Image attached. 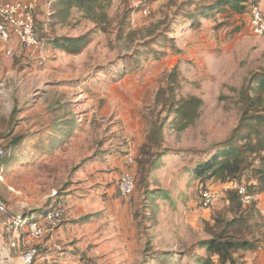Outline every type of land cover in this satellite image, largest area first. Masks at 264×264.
I'll list each match as a JSON object with an SVG mask.
<instances>
[{
	"label": "rangeland",
	"instance_id": "rangeland-1",
	"mask_svg": "<svg viewBox=\"0 0 264 264\" xmlns=\"http://www.w3.org/2000/svg\"><path fill=\"white\" fill-rule=\"evenodd\" d=\"M14 1L30 0L0 4ZM36 2L40 62L9 58L0 40V147L10 151L0 164V202L9 217L48 203L64 211L57 246L48 249L50 236L38 243L33 264H201L208 254L199 242L213 235L229 191L195 172L236 126L248 80L264 74V35L249 25L250 6L264 14V0H245L242 14L209 3L201 13L199 0H98L91 12ZM64 39H82L80 53L64 50ZM189 97L203 103L199 119L178 133L171 115L150 152V161L160 159L143 173L138 159L152 122ZM124 172L135 179L127 198L117 187ZM239 181L248 188L252 180L245 172ZM208 190L220 198L203 208ZM261 201L241 209L251 216L244 237L259 247ZM18 232L25 236L26 226ZM13 235L7 228L2 244L18 260L26 249L11 246Z\"/></svg>",
	"mask_w": 264,
	"mask_h": 264
},
{
	"label": "trees",
	"instance_id": "trees-1",
	"mask_svg": "<svg viewBox=\"0 0 264 264\" xmlns=\"http://www.w3.org/2000/svg\"><path fill=\"white\" fill-rule=\"evenodd\" d=\"M59 1L65 4L67 9L77 7L90 12L97 7L98 3V0ZM199 2L203 4L197 10L201 13L205 3L219 8L227 7L236 14H242L246 9L245 0H199ZM63 41L64 50L71 54L76 55L83 48L82 39H64ZM202 104V101L196 97L181 99L172 103L171 112L159 124L152 122L151 129L140 149L141 157L138 159L143 173H146L144 169L147 164L151 170L160 159L157 157L150 161V152L154 147H161L170 116L173 115V119L169 123V128L180 133L195 125L200 117ZM22 140L12 139L10 143L16 145ZM217 146L219 147L217 155L197 166L195 173L201 180L225 183L239 180L240 176L246 172L252 180L249 187H246L248 191L258 195L264 193V74L254 75L248 80L246 89L242 92L238 122L227 138ZM9 152L3 151L0 164L6 163L7 159L4 157ZM227 200L229 206L222 208L212 219L213 235L210 239L199 242L200 247L208 254L201 264H236L235 256L239 252L255 251L259 248L253 240L244 237L250 235L249 212L241 210L242 205L235 192H227ZM49 206L48 203L44 211L37 210L31 213L27 223L37 222ZM229 213L232 214L230 219L227 216ZM212 258H216V261L214 262Z\"/></svg>",
	"mask_w": 264,
	"mask_h": 264
},
{
	"label": "built area",
	"instance_id": "built-area-1",
	"mask_svg": "<svg viewBox=\"0 0 264 264\" xmlns=\"http://www.w3.org/2000/svg\"><path fill=\"white\" fill-rule=\"evenodd\" d=\"M36 6V0L0 4V40L4 44L17 41L23 50L30 55L41 50L43 41L35 19ZM249 25L253 35H264V14L258 5H252L249 8ZM5 54L9 58L14 57L12 49H6ZM2 155L3 151L0 147V157ZM124 164L131 166L133 158L128 156ZM117 187L122 198L131 196L135 190L134 176L130 172L122 173L118 178ZM223 190L225 192H235L243 207L251 206L258 201L259 195L250 193L239 180L224 183ZM54 196H56V193L52 194V197ZM219 198L220 194L217 191H203L199 197L200 205L203 208H210ZM261 214L264 215V209L261 210ZM0 216L5 217L0 219L4 223L5 228L14 230V235L11 237V246L16 250H20L21 247L26 249V252L19 256L17 264H33L34 259L38 255V250L35 246L51 236L55 229L61 225L64 211L59 205H50L40 221L27 223L29 215L9 217L5 205L0 202ZM24 225L26 226V232L25 236H22L18 231Z\"/></svg>",
	"mask_w": 264,
	"mask_h": 264
},
{
	"label": "crops",
	"instance_id": "crops-1",
	"mask_svg": "<svg viewBox=\"0 0 264 264\" xmlns=\"http://www.w3.org/2000/svg\"><path fill=\"white\" fill-rule=\"evenodd\" d=\"M6 49H12L14 51V56L16 53L17 55H20V56L23 55V59L21 60L22 64H29L31 62H34V64H36L37 62H40L38 55L40 54L42 50L36 51L33 55H30L25 50H23V48L17 41H12L11 43L6 44L4 51ZM134 147H135V144L132 143L130 150L132 151ZM128 156H126V158ZM260 199L262 201L264 200V193L259 195L258 201ZM263 209H264V206H261L259 204L258 211L261 213V210ZM41 219L42 218H40L38 221H40ZM62 228L63 226L57 229L56 232L53 233L52 236H50V239L47 242L49 250L57 246L58 244L57 242L60 239V233H61ZM3 236H6V228H5L4 223L0 220V237H1L0 238V264H17V260L14 259L12 256H10L11 251L7 247L3 246L2 244L4 242ZM236 264H264V245L262 244L261 247H259L255 251H245L244 258L241 260L240 263L237 262Z\"/></svg>",
	"mask_w": 264,
	"mask_h": 264
}]
</instances>
